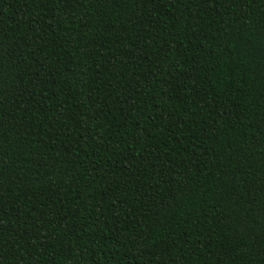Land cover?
Returning a JSON list of instances; mask_svg holds the SVG:
<instances>
[{
	"label": "trees",
	"instance_id": "obj_1",
	"mask_svg": "<svg viewBox=\"0 0 264 264\" xmlns=\"http://www.w3.org/2000/svg\"><path fill=\"white\" fill-rule=\"evenodd\" d=\"M0 264H264V0H0Z\"/></svg>",
	"mask_w": 264,
	"mask_h": 264
}]
</instances>
